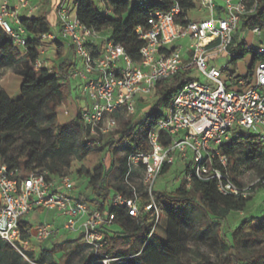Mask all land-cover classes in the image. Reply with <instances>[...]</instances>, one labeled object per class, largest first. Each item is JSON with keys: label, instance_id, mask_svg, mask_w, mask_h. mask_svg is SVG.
Listing matches in <instances>:
<instances>
[{"label": "built area", "instance_id": "obj_1", "mask_svg": "<svg viewBox=\"0 0 264 264\" xmlns=\"http://www.w3.org/2000/svg\"><path fill=\"white\" fill-rule=\"evenodd\" d=\"M43 1L17 0L12 5L11 0H0V29L15 47L24 48L32 37L21 23L22 16L33 17ZM197 3L209 15L189 20L186 27L177 22L181 11L178 5L170 12L153 13L148 28L137 29L144 45L140 59L134 61L106 31L91 29L77 19L76 0L60 2L59 25L42 35L40 54H45L47 43L63 42L73 47L75 69L70 79L78 82L76 90L86 102L80 116L90 135H109L116 129L119 115H135L139 101L153 96L158 84L177 75L196 70L208 83L193 80L180 87L166 113L150 126L149 152H134L127 157L123 191L110 197L107 210L81 201L70 177L25 175L18 169L10 170L0 155V244L23 255L19 247L27 246L31 238L46 241L57 236L60 230L51 225L39 226L34 235L22 228L24 218L33 211L47 210L63 218L64 232L81 234L92 253L93 264L137 263L145 256L164 215L155 192L166 166L182 164L188 169L187 188L193 180L214 181L219 194L245 199L264 190V175L252 184H236L230 175V160L222 153L235 131L259 138L264 149V45L256 50L245 46L262 59L253 71V85L249 86L244 78L239 80L241 88L249 86L245 91H229L221 81L223 71L215 66L216 60L232 56L235 34L244 21L256 15L258 4L253 0ZM110 13L104 10L106 16ZM246 31L261 38L264 24ZM181 38L190 40L189 49L174 46ZM44 63L40 59L36 67H45ZM116 209L125 210L136 220L144 217L149 228L144 243L130 256H115L109 245L107 229L116 223L112 212Z\"/></svg>", "mask_w": 264, "mask_h": 264}, {"label": "trees", "instance_id": "obj_2", "mask_svg": "<svg viewBox=\"0 0 264 264\" xmlns=\"http://www.w3.org/2000/svg\"><path fill=\"white\" fill-rule=\"evenodd\" d=\"M46 1L50 3L52 0ZM253 1L258 4L257 13L254 17L243 22V30L264 24V0ZM197 2L198 0H138L136 4H133L132 0H76L77 19L91 29L109 32L111 39L116 44L124 47L127 54L134 61H138L144 41L139 38L137 29H147L148 20L152 14L170 12L175 5H178L181 11L177 17V22L186 27L189 23V13L196 8ZM57 5L58 3L55 4V7ZM105 9L111 12L108 16L104 14ZM21 23L27 29V32L32 35L28 38L24 48L15 47L0 29V52L3 55L5 64L13 66L15 57L20 55H23L25 60L19 71V76L22 78L20 85L21 98L12 100L5 91L0 90V155L10 170L18 169L25 175L43 174L44 171H39V169H41L45 156L42 147L38 143L41 134L36 129L39 124L46 120L44 110L49 100L55 99L59 103H63L68 98L75 99L74 91L77 86L69 78V73L75 69V63H71L70 60L73 47L67 43L55 42L59 60L55 70L50 72L46 67L37 68L36 64L41 59V37L53 30L52 25L46 15L37 18H22ZM247 52L253 55V66L251 68V74H253L256 64L262 59L252 51ZM235 59L233 57L232 61ZM243 78L247 80L249 75ZM191 81L193 79L189 78L188 75L180 74L170 81L158 84L155 92L158 97L155 111L146 116L145 122L139 130H136L134 126H126L118 132L116 137L112 139L110 147L128 144V156L134 152H149L148 131L150 126L155 125L163 116L159 107L163 105L167 109L180 87ZM75 124L81 133L82 139H86L88 129L82 123L80 113L75 118ZM63 131L64 128H61L60 134L57 136L59 143L65 141ZM24 132L29 133L33 140L25 142L21 150L17 152L20 146L18 136ZM65 149L69 151L71 147ZM16 152L17 156H14ZM222 153L230 160L229 171L231 176V172L236 173L235 167L240 157L250 169H256L259 177L264 175V149L259 138L247 132L239 131L223 146ZM23 157H26L27 160L24 167L21 168L18 162ZM126 166L127 158L124 161L121 179L127 173ZM169 170L170 168L166 166L163 169L162 176L167 174ZM187 174L188 169L185 167L184 176L175 192L170 194L155 192V198L167 218L166 241L159 261L150 253V242L143 264H157L158 262L159 264H188L185 260L190 253L187 244L189 237L186 234L187 224L180 214L182 208L193 205L200 208L211 219L225 221L231 213H243L248 206L250 198L223 196L217 191L214 181L200 182L193 180L191 187L187 188ZM107 178L108 171L104 166L99 167L93 173H87V186L85 188L87 194L81 193L78 196L79 199L93 208L99 207L101 210L110 208V197L115 193L122 192L123 188L113 193L114 188L106 184ZM232 178L236 184L243 185L238 178L233 176ZM112 212L116 216V223L122 226L123 233L127 237L124 239H110L109 245L110 247L120 248L123 251L122 256H130L131 241L137 240L143 244L148 236L149 228L145 223V218L142 217L138 220L130 218L125 210L120 209L112 210ZM253 233L257 237L264 238V221ZM31 260H33V257ZM5 263L22 264V255L12 252L6 258ZM39 263L46 264V259H41ZM86 263L93 264L92 255Z\"/></svg>", "mask_w": 264, "mask_h": 264}, {"label": "rangeland", "instance_id": "obj_3", "mask_svg": "<svg viewBox=\"0 0 264 264\" xmlns=\"http://www.w3.org/2000/svg\"><path fill=\"white\" fill-rule=\"evenodd\" d=\"M137 2L138 0H132L133 4ZM48 7L49 4L46 3L42 11H47ZM206 16L205 10H200L197 3L196 8L189 13V20H198ZM50 21L55 29L57 19L51 16ZM105 34L109 35V32H105ZM261 44L264 45V34L258 38L253 33L239 27L231 49V54L236 59L232 61V56H225L216 60L215 66L223 71L221 81L229 91L242 92L255 83V78L251 74L253 55L246 51L245 46L256 50ZM189 45L188 38H181L174 43L175 47L185 50L189 49ZM53 51V53L47 52L48 54L46 53L42 59L45 62L44 66L51 72L55 70V66L59 62L56 49ZM72 59H70L71 63L74 62V56ZM24 63L23 55H20L15 57L13 66H8L0 52V90L5 91L12 100L21 98L19 71ZM72 72L69 73V78ZM247 75L249 78L246 82L249 86L241 88L239 80ZM188 77L202 84L208 83L205 76L196 70H193ZM74 82L77 86L78 82ZM74 93V100L68 98L63 103H59L57 100L51 99L45 106L46 120L36 129L41 134L38 143L45 156L39 171H44L52 178L70 177L76 191L87 194L85 192L86 174L93 173L99 167L104 166L107 171L110 170L106 184L112 185L115 191L122 183V171L129 147L128 144H121L111 148L110 143L116 134L126 126H134L136 130H139L144 124L146 116L155 111L158 97L154 94L147 100L139 101L133 116L119 115L117 127L109 135L98 137L100 134L98 132L97 136H92L87 131L86 139H82L81 133L76 127L75 118L84 109L86 102L80 97L79 91L75 90ZM159 110L162 115L166 113V108L163 105L159 107ZM61 128H64L65 141L63 143H59L57 139ZM237 132L239 131H235L233 135ZM18 140L20 146L17 152L21 150L25 142L33 140V137L24 132L18 136ZM67 147H71V150L67 151L65 149ZM17 152L14 156H17ZM241 159L240 157L237 161L236 173L231 172V174L243 184H252L259 178V174L256 169H250ZM26 160V157L21 158L18 162L19 167L23 168ZM184 172L185 168L182 164L170 168L167 174L159 178L156 190L168 194L175 192L180 186ZM66 194L73 195L72 192H66ZM180 214L187 224L186 234L189 237L187 244L190 253L185 261L188 264H264V238L257 237L253 233L264 221V190L250 198L243 213H231L225 221L213 220L200 208L193 205L182 208ZM28 218L31 219L32 233L35 234L40 225L52 224L54 219H59V215L45 210L32 212ZM166 222L167 218L164 214L157 231L162 232ZM74 236L72 233H65L61 237L62 240L60 238L46 241L37 240L29 247H19L23 254L22 264H40L39 261L43 258L46 259V264H87L92 253L80 239L77 238L71 243L59 244L72 240ZM16 251L18 250L11 246L0 245V264H7L5 263L6 258ZM32 257L33 260H31Z\"/></svg>", "mask_w": 264, "mask_h": 264}, {"label": "crops", "instance_id": "obj_4", "mask_svg": "<svg viewBox=\"0 0 264 264\" xmlns=\"http://www.w3.org/2000/svg\"><path fill=\"white\" fill-rule=\"evenodd\" d=\"M61 1L62 0H56V1L55 0H52V1H50V3H48V1L44 0L43 1V4H42V8L40 9V11L37 12L31 18H37V17L46 15L48 17L49 22L51 23L50 17L51 16H54L57 19V25H56V28H57L58 25H59V19H58V14H57V6L60 4ZM16 2H17V0H11V4L12 5H15ZM46 3L49 4V7H48V10L47 11L43 12L42 10H43V8H44V6H45ZM56 3H58V5L55 7V4ZM218 3H220V2H218ZM208 15L209 14L207 13V16ZM22 17L24 18V16H22ZM44 49H45V54L47 52L53 53L54 52L53 50L56 49L55 48V44H50V43L48 44L47 43L45 45V48ZM45 54L41 55V59H43V57H44ZM72 56H74V53L73 52L70 55V58L71 59H72ZM20 79H21V81H20V84H21L22 83V78L20 77ZM109 174H110V170L108 171V179H109ZM108 185L110 186V184H108ZM120 185L121 186L119 188H117V190L120 189V188H122V183ZM117 190H115L114 193L117 192ZM76 194H77V197H78L81 194V191H76ZM74 196H75V194H74ZM41 211H45V210H36V211H33V212H41ZM28 216L24 218V220H23V226H24V228H26L27 230H30L32 232L31 219L28 218ZM63 222H64L63 218L59 215V219H57V220L54 219L52 224H48V225H51V226L55 227L56 229H59L60 230V233L57 236L54 237L55 239L60 238V240H62L61 239L62 235L65 234V233H67V232H64L62 230ZM166 225H167V222H166ZM123 230L124 229L122 228V226L119 223H115L113 226H111L110 228L107 229V234L109 235V237L111 239H113V238L124 239V238L127 237V235L123 233ZM74 235L75 236H74V238L72 240H70L68 242H61L59 244L62 245V244H66V243H71L72 241H75L77 238L80 239L84 243V241L82 240L81 234L78 233V234H74ZM54 238H52V239H54ZM34 241H37V240L35 238H31L29 240L28 245L25 246L24 248L29 247L31 244L33 245L34 244ZM165 241H166V226H164V230L162 232L157 231L154 234V236H153V238L151 240L150 253H151L152 256L155 257V259L157 261H159V259H161L160 258L161 257L160 254L162 252V249H163V246L165 244ZM131 245H132L131 254H133L134 252H136L139 249V247L142 245V243L139 242V241H137V240H134V241H131ZM47 251H48V248H47ZM111 251H112V254H114L115 256H122V254H123V251L120 248L116 247V246L115 247H111ZM16 252L19 253L18 251H16ZM145 257H146V254L141 259V261H139L137 263L133 262L132 264H143V259ZM157 264H159V262Z\"/></svg>", "mask_w": 264, "mask_h": 264}]
</instances>
